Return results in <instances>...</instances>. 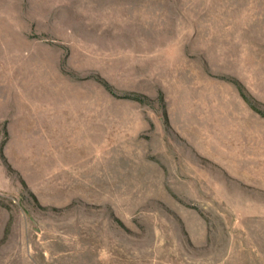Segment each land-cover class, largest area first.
I'll list each match as a JSON object with an SVG mask.
<instances>
[{
	"label": "rangeland",
	"instance_id": "1",
	"mask_svg": "<svg viewBox=\"0 0 264 264\" xmlns=\"http://www.w3.org/2000/svg\"><path fill=\"white\" fill-rule=\"evenodd\" d=\"M0 264H264V0H0Z\"/></svg>",
	"mask_w": 264,
	"mask_h": 264
}]
</instances>
